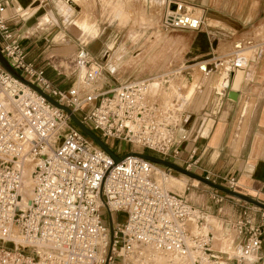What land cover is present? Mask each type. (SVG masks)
<instances>
[{
  "label": "built area",
  "instance_id": "2783aa9c",
  "mask_svg": "<svg viewBox=\"0 0 264 264\" xmlns=\"http://www.w3.org/2000/svg\"><path fill=\"white\" fill-rule=\"evenodd\" d=\"M173 5L163 18L165 29L202 28L203 16L182 1ZM5 10L0 2V48L16 70L80 114L102 138L133 147L116 163L72 125L65 110L0 64V264H115L119 260L132 264V258L143 257L146 248L177 257L191 255L195 264H218L211 235L192 230L193 224L205 219L203 211L163 186L158 176H170L166 167L134 154L149 150L165 160L180 158L188 138L182 131L185 102L177 93L164 97L173 75L91 89L104 68L81 45L74 66L83 87H58L43 68L26 61ZM249 63L240 52L234 68ZM198 161L193 150L186 167H195ZM30 168L32 194L25 202V172ZM225 180L229 188H236V177ZM214 198L222 200L216 194ZM105 212L113 218V240ZM115 213L124 214V220H115ZM238 225L243 230L251 224L241 220ZM263 234L264 209L262 223L252 228L244 247L245 255L257 254Z\"/></svg>",
  "mask_w": 264,
  "mask_h": 264
},
{
  "label": "crops",
  "instance_id": "0c3cea01",
  "mask_svg": "<svg viewBox=\"0 0 264 264\" xmlns=\"http://www.w3.org/2000/svg\"><path fill=\"white\" fill-rule=\"evenodd\" d=\"M61 1L0 0L6 7L5 17L14 37L18 39L25 52L26 61L33 63L37 68H43L46 76L54 85L67 88L76 84V82H73L78 77V72L76 69L73 72L65 71L62 69L61 61L65 59L72 61L71 58L74 55L76 56L79 46L85 44L81 41L78 42L75 38L74 40L66 38L64 34H66L67 28H70V26L97 25L90 20V0H86L85 3L81 2L79 5H73L70 2V5H73V9H67ZM124 1L126 4L122 7H108L109 21L111 23L117 22L119 25H127L131 20L135 19L144 22V24H151L144 17L143 13L134 16L135 13L131 9L133 5L132 0ZM148 1L149 3L152 2L151 0ZM154 1H157L160 7H163L166 3V0ZM175 1L182 0H168L166 7L174 6ZM204 1L205 3L202 4L204 8L209 2L212 5H217L218 2H221L220 9L209 6L210 10L208 9V11L210 12H208V15L210 18L207 23L209 28L212 27L216 30L227 27V30L232 33V37L224 40L227 42L224 46L229 48L222 57H215V60H211L210 58L200 60L196 71L192 74L189 85H192L198 77L201 78L200 84L203 85L204 76L206 78V85H208L207 88L200 86L199 88L201 89L198 92L197 87L192 92L186 90L183 93L182 89L186 87L183 86L185 81L181 77L178 80L172 78L174 81V84H172L173 91L178 95L182 94L183 104L185 102L186 123L182 131L188 134L187 140L182 145L180 158L175 162L186 165L189 154L195 150L196 158L199 159L198 164L195 166V171L199 169L201 175L208 176L211 180L226 186H228L225 180L226 177L234 176L237 179L236 191L264 202V42H254L256 44L246 42L248 38L254 36L253 33L249 34L248 32L256 28H263L264 26L248 27L244 26V24L242 25V20L231 19L233 10L236 9V6L232 7V0ZM102 2L106 7L107 4L105 5V3L109 1L102 0ZM83 8L85 9V15L80 17ZM245 8L246 5L244 7L240 3L236 11L240 15L251 13V11L247 12V9L245 11ZM165 13L161 19L162 26ZM123 15H128V18L126 20L123 19ZM142 15L144 16L142 17ZM199 15L204 17L205 25V15ZM142 18L145 20H142ZM245 20L248 19L246 18ZM100 26L104 25L100 24ZM203 26L200 30H193L201 32L205 36L203 42L197 44L199 46L197 47L198 50L200 48L204 49V52L210 50L209 53L218 51L222 48L223 39L217 34L204 32L206 30H204ZM71 29L70 32H73L75 37L84 42L90 43L98 38L86 41L84 40L85 33L83 30ZM162 37L163 34L157 33L154 41L159 42L162 40ZM172 42L173 40L170 41V43ZM245 46H251L254 50L259 48L255 54L256 59H249L251 62L253 60L254 69H250L252 63L246 69L234 68L237 54ZM231 47H235V49L233 50ZM169 50L172 49L167 45L164 49L153 54L151 53V48L147 45L134 57L139 58L142 54L146 53V66H149L150 69H155L163 67L162 64H165L169 59V56L166 54ZM193 50L194 52L196 51L195 49ZM233 55L234 58L231 59ZM227 61L229 65H225ZM207 64H215L217 67L206 72V70L201 69V66ZM183 67L184 65L181 66V69ZM237 69H243L244 73L239 88L233 90L232 86ZM200 73L203 74L201 75ZM102 87H104V83ZM230 91L237 92V99L229 97ZM190 101L191 103L188 105ZM180 181L182 184L179 189L182 191L186 189L187 180L180 178ZM214 195H212L213 199H215ZM232 198L233 200L228 199L232 204L225 208L229 212L228 215L224 214L225 222H228V225L235 224L236 226L241 220H249L251 225L244 227L246 229L245 237H237L239 244L243 242L241 246L235 248L232 246V243H225L226 247L224 249L231 255L238 256L239 263L237 264H241V262L245 264H264V234L262 236L263 243L261 249L257 254L245 255L243 253L245 245L251 238L252 228L262 223L263 209L248 204L244 200ZM208 211L211 212L212 221L216 226L217 235L220 238L224 234V230L218 218L212 215L217 211L212 207H208ZM220 211H222V208L218 210V216L220 215ZM199 223L193 225L197 230L202 231ZM243 232L244 229H240L239 233L242 234ZM231 235L232 237L235 236L233 233ZM236 251L239 252L238 255ZM213 255L216 257L218 264H223L217 255Z\"/></svg>",
  "mask_w": 264,
  "mask_h": 264
},
{
  "label": "rangeland",
  "instance_id": "374dc122",
  "mask_svg": "<svg viewBox=\"0 0 264 264\" xmlns=\"http://www.w3.org/2000/svg\"><path fill=\"white\" fill-rule=\"evenodd\" d=\"M85 1L86 0H68V1L62 0L61 2L62 4L64 3L67 9L69 8L73 9V5H79L81 2L85 3ZM104 1H107V0H104ZM108 1L109 2L105 3V5L107 4V6L105 7L102 0H90L91 2V5H90L91 15H89L90 20L93 21L97 26H70V28H67L66 34H64V36L66 35V38H70V39L72 38L73 40L75 38L78 42L81 41L83 44H85L87 48L91 51L94 57V60H96L100 65L103 66L104 68L103 73L100 76L102 77V83H104L103 90H107L111 86L116 87L120 84H124V82L134 81V80H143L149 77H158L164 74H170V75L172 74L173 76H171V78H174V80H178V78L181 77L185 81L183 86H186L182 89L183 93L186 90H189L190 92H192L197 87H198V90H197L198 92L201 89L199 88L200 86L207 88L208 85H206L207 84L206 78L204 76H203V79H204L203 85L200 84L201 78H199L198 76H197L198 79H196L192 85H189V81L192 78V74L196 71L197 64L200 62V60L209 59V58L211 60L212 59L215 60L216 59L215 57H219V56L222 57L223 54L226 53L229 48V47L224 46V44L227 43L224 40L230 39V37H232L231 36L232 33L227 30V27H225V29L217 28L219 30H216V29H213L212 27L209 28L208 23H207L210 18L208 15V12H210L208 11V9L210 10L209 6L220 9L221 2L220 3L218 2L217 5L215 4L212 5L211 2H209L208 5L205 6L204 8V5H202L203 3H205L204 0H182L184 1L185 5L189 6V7L187 6V8H189L190 10L198 14L205 15L206 24L203 26V28L206 31L204 32H208L211 34H217L219 37H221V39H223L222 48H220L218 51L216 50L215 52L209 53L210 50L208 52H204V49L200 48L198 50L197 48L199 47L197 44L200 42H203V39L205 38L203 33L196 32L193 30H181V29H170L169 30V29H165L162 26V23H161L162 16L169 9L168 7H166L168 0H166V3L163 5V7H160L159 3L154 0H151L152 2L150 3L148 0H132L133 5L131 9L135 13L134 16H137L143 13L145 16L142 15V17L143 16L146 17L147 21L150 22L151 24H144V22L142 21H137L133 19L127 25H119L117 22L111 23L109 21L110 15L108 13L109 6H113L115 8L122 7L126 4L125 1L124 0H108ZM70 2L73 3V5H70L71 4ZM259 2H261L260 3L261 5L259 4ZM240 3L243 4L244 7L246 5V8L244 10L246 11L247 9V12L251 11V13L249 12L248 15L247 14L240 15V13L236 11V9L239 8ZM235 6H236V9L233 10L234 12L232 13L231 19L234 18L237 20H242L243 22L242 25L244 24V26H248V27L264 26V0H232V7H235ZM84 12H85V9L83 8L80 17H83L85 15ZM122 18L126 20L128 18V15L126 16L123 15ZM246 18L248 20H245ZM142 20H145V19L142 18ZM100 24L104 26H100ZM71 28H73V30H83V32L85 33L84 40L86 41H91L97 37L98 38L95 41L90 42V43L84 42L80 40L79 38L75 37V34L73 32H70L72 30ZM157 33L163 34L162 40H160L159 42L154 41L156 39ZM248 33L249 34L253 33L254 36H251L250 38H248L246 42H251V43L252 42L253 43L254 42H264V27L256 28ZM89 36H93V37L91 39H88ZM171 40H173L172 43H170ZM147 45L151 48L152 50L151 53L153 54L164 49V47H166L167 45L172 49L166 52L167 56H169V59L166 61L165 64H162L163 67L150 69L149 66H146V59H147L146 53L142 54V56L139 58L134 57L137 53L139 54V52L142 51V48L144 46H147ZM193 49H195L196 51L194 52ZM231 49L234 50L235 47L233 48L231 47ZM258 49L254 50L251 46H245L240 52L246 55L248 59H256L255 54L257 53ZM74 57L75 55L71 58L72 61L66 60V59L62 60L61 61L62 69H64L65 71L73 72L75 69L74 61H73ZM233 58H234V55L231 56V59ZM251 63L252 65L250 66V69H254L255 66L253 64V60ZM183 65L184 67L181 69V66ZM190 65H193V66H190ZM225 65H229V62L228 61L225 62ZM84 72H85V69L82 71V76L84 75ZM19 73L22 75L21 72ZM200 74L202 75L203 73H200ZM77 80L78 78H76L73 83L77 82ZM78 83L80 84V81ZM172 84H174L173 79L171 80L169 84L165 85V90L168 91V93H172L173 91ZM80 86L83 87L82 84H80ZM70 87H67L66 89ZM175 95L176 93H174L171 96L174 97ZM192 102H193V99H192ZM190 103L191 101L189 102L188 105H190ZM76 115L79 118L81 117V115L78 113ZM72 125H76V124L73 122ZM87 125L92 127L90 123H87ZM94 132L98 136H100V134L97 131H94ZM102 139L106 141L109 144V146L111 144L110 147L114 151L118 152L120 157L128 153V151L133 147L121 140H114L112 138H102ZM136 149H138V147ZM145 152H146L145 154L150 153L149 150H145ZM178 160L179 159H176L175 161H178ZM169 161L178 164V162H175L174 160L173 161L169 160ZM179 165L187 168L186 167L187 164L186 165L179 164ZM163 167H166V169L171 173L169 175H173V178H170L167 182V187L169 189L182 194L197 209H201L203 211L204 216L211 214V212L208 211V207L209 208L212 207L213 209L217 211L215 214H212V215L217 217L218 220L220 221L221 226L224 230V234L218 239V238H214V234L212 233L211 237L213 238H211V244H210L212 253L217 255L220 261L223 262V264L239 263L237 259L238 256H233L230 253L226 252L227 251L226 249H224L226 247L225 243L227 244L232 243L233 244L232 246L235 248L241 246L243 242L242 244H239L237 242V237L246 236L245 228H244V232L241 234L239 233L240 228H238V225L236 226L235 224L228 225V222H225L224 220L225 218L224 214L226 215L229 214V212L225 208L226 206L228 205L230 206V204H232L231 202L228 201V199L233 200L232 197L234 196L227 194L225 192H222L216 188H213L212 186L206 183H203L200 180L196 181L195 178H192L182 172H178L167 166H163ZM188 170L201 175L199 173V169L195 171L196 170L195 167H191ZM28 171H32V168H30V170L28 169ZM180 178H184L187 180L186 189L182 191L179 189V187L182 184L180 181ZM193 183L197 186H195ZM221 185L226 186L224 184H221ZM213 194L223 197V200L217 202L216 201L217 197L213 199L212 197ZM220 208H222V211H220V215L218 216V210ZM113 217L115 220L116 219L124 220V214L115 213ZM104 218L110 224L111 220H110V214L108 212L104 213ZM199 224H200L199 226L203 228V226L206 224V218L204 221H201ZM231 233L235 234V236L232 237ZM236 254L238 255L239 252L236 251ZM138 259L139 258L137 257H133L131 260L132 264H138L137 262ZM121 263L122 261L119 260L115 264H121ZM241 264H245V263L241 262ZM256 264H259V263H256Z\"/></svg>",
  "mask_w": 264,
  "mask_h": 264
},
{
  "label": "water",
  "instance_id": "95a60500",
  "mask_svg": "<svg viewBox=\"0 0 264 264\" xmlns=\"http://www.w3.org/2000/svg\"><path fill=\"white\" fill-rule=\"evenodd\" d=\"M0 64L8 71L10 72L13 76H15L17 79L20 81L32 86L34 89H36L39 93H41L44 97H46L47 100L52 102L55 106L65 110L72 121L76 124L77 127H79L89 138H91L94 142L97 143L98 146H100L102 149H104L114 160L115 162H120L123 160L125 156H118L116 152L109 146V144L104 141L100 136H98L84 121H82L75 113L74 111L67 105L61 104L59 101H57L55 98L44 92L40 87H38L36 84L33 82L27 80L25 77H23L18 70L10 63V61L5 57V55L2 53L0 49ZM229 97L232 99H237L238 94L236 91H230L229 92ZM137 154L143 158H146L154 163L161 164L163 166H167L173 170H176L178 172H182L192 178L198 179L203 183H206L213 188H216L222 192H225L227 194H230L234 197H237L241 200L246 201L247 203L253 204L261 209H264V202L260 201L259 199H256L250 195L241 193L239 191H236L235 189L228 188L226 186H223L221 184H218L215 181L210 180L209 178H206L204 176H201L193 171L188 170L187 168L176 164L174 162H171L169 160H165L162 158H159L157 156L151 155V154H145V153H134ZM110 228H111V234H112V240H113V218L110 215Z\"/></svg>",
  "mask_w": 264,
  "mask_h": 264
},
{
  "label": "bare ground",
  "instance_id": "6f19581e",
  "mask_svg": "<svg viewBox=\"0 0 264 264\" xmlns=\"http://www.w3.org/2000/svg\"><path fill=\"white\" fill-rule=\"evenodd\" d=\"M92 37L93 36H89L88 39H91ZM250 65L251 63H249L247 67H249ZM215 67H217L215 64H211V65L207 64V65H202L201 69L202 70H212V69H215ZM246 68H243V69H246ZM243 69H237L235 72V79H234V83L232 86L233 90H237L240 86L243 73H244ZM78 82L79 81L77 80L76 82L77 85H79ZM102 86H103L102 77H100L96 83L90 86V88L93 89L95 87H102ZM174 93H175L174 91H172V93H165L164 97L165 98L172 97L171 95H173ZM153 95H157L155 94L154 90H153ZM170 178H173V175L165 176L163 173H160L158 176L159 181L163 184V186L166 189H169L167 187V182ZM195 180L199 181L198 179H195ZM32 187H33V182H32V177H31V171H26L25 172V190H24V201L25 202H28V199L32 194ZM205 218H206V224L201 229L202 231L197 230V228L193 227L192 228L193 232L199 231L200 233H204L206 235H212L213 233L214 238H219L217 235L216 228H215L216 226L214 225L212 221L211 214H208L207 216H205ZM142 255L143 257L137 260L138 264H195V260L193 258L194 256L190 255L188 257H177L173 255H165L163 253L153 252L151 248H146L143 251Z\"/></svg>",
  "mask_w": 264,
  "mask_h": 264
},
{
  "label": "trees",
  "instance_id": "16d2710c",
  "mask_svg": "<svg viewBox=\"0 0 264 264\" xmlns=\"http://www.w3.org/2000/svg\"><path fill=\"white\" fill-rule=\"evenodd\" d=\"M90 127V126H89ZM91 128V127H90ZM92 129V128H91ZM93 130V129H92ZM87 136V135H86ZM110 146H111V144H110Z\"/></svg>",
  "mask_w": 264,
  "mask_h": 264
}]
</instances>
